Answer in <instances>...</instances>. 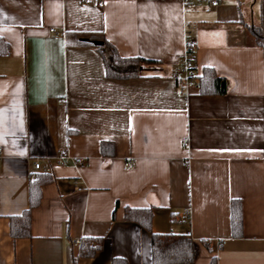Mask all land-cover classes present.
Masks as SVG:
<instances>
[{
	"label": "crops",
	"instance_id": "1",
	"mask_svg": "<svg viewBox=\"0 0 264 264\" xmlns=\"http://www.w3.org/2000/svg\"><path fill=\"white\" fill-rule=\"evenodd\" d=\"M97 1L0 0V264H151L149 233L124 220L125 207L152 208L153 233L189 232V264H264V51L249 32L264 35V0ZM100 36L154 68L106 78L82 40ZM186 40L195 76L209 67L222 79L207 93L178 91ZM101 141L112 142V156L101 155ZM64 151L83 165L56 164ZM41 174L52 181L30 211L31 237L12 239L8 217L28 208ZM184 207L190 223L178 219ZM75 238H96L97 248L80 253Z\"/></svg>",
	"mask_w": 264,
	"mask_h": 264
},
{
	"label": "trees",
	"instance_id": "2",
	"mask_svg": "<svg viewBox=\"0 0 264 264\" xmlns=\"http://www.w3.org/2000/svg\"><path fill=\"white\" fill-rule=\"evenodd\" d=\"M249 32L252 35L255 45L264 51V35L260 34V27L250 26ZM95 41L101 44L94 45L87 41L84 44L92 46L101 57L104 74L108 79H132L141 75L142 71L154 68V61L139 56H120L116 48L104 37L100 36ZM7 54V45L0 39V55ZM199 90L202 93L209 92L216 87L221 78L214 71L205 67L201 74L196 77ZM101 155L112 156L113 144L109 141L100 142ZM52 181L48 174H41L34 177L30 182L28 208L18 215L8 217V231L12 239L31 237L30 211L37 206L40 199V186ZM123 217L126 222L133 223L149 233L151 264H189L194 258V247L190 237L186 234H160L150 230L152 208H131L125 207ZM229 220L231 234L235 237L241 235L242 214L239 200H231L229 203ZM96 238H83L79 246L80 253L91 254L97 248ZM92 242V244H90ZM120 260L114 258L112 264H119ZM123 264V262H121ZM209 264H216L212 257Z\"/></svg>",
	"mask_w": 264,
	"mask_h": 264
},
{
	"label": "built area",
	"instance_id": "3",
	"mask_svg": "<svg viewBox=\"0 0 264 264\" xmlns=\"http://www.w3.org/2000/svg\"><path fill=\"white\" fill-rule=\"evenodd\" d=\"M196 2L201 3L205 2L211 6H216L217 1L216 0H196ZM182 3L185 5L187 4V0H183ZM97 7L101 8L103 3L102 0H98L96 3ZM49 32L54 35H59V32L54 30L53 28L49 29ZM193 51L191 46L189 45L188 41L186 40L181 52V55L178 59V63L173 71V78L177 83L178 91L183 94L187 95L188 89L190 87H198V83L196 80V76L194 73V61H193ZM57 103H64V99H59L56 101ZM182 143L184 146H188V140L187 138L182 139ZM72 161L73 164L76 166H81L84 163V160L82 158H76L71 159V157L64 151L60 154L56 155L54 157V162L59 165L66 164L67 162ZM33 169L35 171H41L44 173H47L50 171V166L48 164H41L39 161H34L32 163ZM124 169H131L133 167V161L132 160H126L123 163ZM77 184V182H75ZM178 219L180 221L190 223V209L189 207H184L181 209ZM186 235H189V232L186 233ZM81 243V238H75L70 241V246L73 248L78 249ZM213 243L218 245L220 243L219 240H213ZM92 244V242H90ZM84 264H90V263H84Z\"/></svg>",
	"mask_w": 264,
	"mask_h": 264
},
{
	"label": "water",
	"instance_id": "4",
	"mask_svg": "<svg viewBox=\"0 0 264 264\" xmlns=\"http://www.w3.org/2000/svg\"><path fill=\"white\" fill-rule=\"evenodd\" d=\"M82 40H84V41H88V39H82ZM91 42H92V44H94V45L101 44V42H99V41H91Z\"/></svg>",
	"mask_w": 264,
	"mask_h": 264
},
{
	"label": "rangeland",
	"instance_id": "5",
	"mask_svg": "<svg viewBox=\"0 0 264 264\" xmlns=\"http://www.w3.org/2000/svg\"><path fill=\"white\" fill-rule=\"evenodd\" d=\"M255 27H257V26H255ZM260 34H262V30L260 29ZM263 35V34H262Z\"/></svg>",
	"mask_w": 264,
	"mask_h": 264
}]
</instances>
